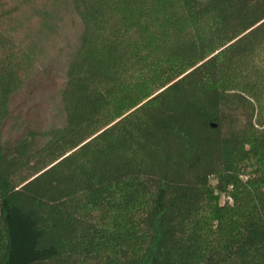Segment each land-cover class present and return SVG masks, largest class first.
<instances>
[{"label": "trees", "instance_id": "trees-1", "mask_svg": "<svg viewBox=\"0 0 264 264\" xmlns=\"http://www.w3.org/2000/svg\"><path fill=\"white\" fill-rule=\"evenodd\" d=\"M0 264H264V0H0Z\"/></svg>", "mask_w": 264, "mask_h": 264}, {"label": "rangeland", "instance_id": "rangeland-1", "mask_svg": "<svg viewBox=\"0 0 264 264\" xmlns=\"http://www.w3.org/2000/svg\"><path fill=\"white\" fill-rule=\"evenodd\" d=\"M63 19L57 37L51 40L45 48L41 60L42 65L50 70L51 77L56 80L55 84L50 83L39 90H35V95L31 97L27 105L28 108L32 109V116L37 125L45 131L65 124V117L60 109L59 93L63 86L65 55L69 49L76 45L78 24L77 19L71 14H63ZM146 102L147 100L143 104ZM135 110L136 108L126 110L116 120L123 119ZM211 183L216 184L214 180ZM216 202H219L220 206H226L227 204L232 206L233 198L230 194H224L219 197V200L217 198Z\"/></svg>", "mask_w": 264, "mask_h": 264}]
</instances>
